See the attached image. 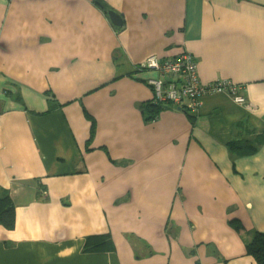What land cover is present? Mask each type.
Listing matches in <instances>:
<instances>
[{
	"label": "crops",
	"instance_id": "obj_1",
	"mask_svg": "<svg viewBox=\"0 0 264 264\" xmlns=\"http://www.w3.org/2000/svg\"><path fill=\"white\" fill-rule=\"evenodd\" d=\"M100 1L121 27L95 0H0V189L15 211L0 264H256L264 145L227 144L238 123L264 130V0ZM182 51L202 86L228 81L243 103L215 93L146 120V81L169 77L140 64Z\"/></svg>",
	"mask_w": 264,
	"mask_h": 264
},
{
	"label": "built area",
	"instance_id": "obj_2",
	"mask_svg": "<svg viewBox=\"0 0 264 264\" xmlns=\"http://www.w3.org/2000/svg\"><path fill=\"white\" fill-rule=\"evenodd\" d=\"M141 69L158 71L169 77L157 80H148L147 84L152 88L153 99L159 102L170 103L176 108L185 105L188 108L197 109L201 96L215 93H228L234 102L239 103L242 97L239 95L241 88L232 85L228 81H217L202 86L196 76V65L190 54L182 51L174 62L159 61L155 56H149L140 64Z\"/></svg>",
	"mask_w": 264,
	"mask_h": 264
},
{
	"label": "trees",
	"instance_id": "obj_3",
	"mask_svg": "<svg viewBox=\"0 0 264 264\" xmlns=\"http://www.w3.org/2000/svg\"><path fill=\"white\" fill-rule=\"evenodd\" d=\"M95 2L101 10H103L105 13L107 12L106 11L107 9H105L104 5L100 0H95ZM142 70H148L153 73H159L158 71L150 70V69H142ZM157 79L158 78H152V80H157ZM148 80L146 82H148ZM148 87L150 86L148 85ZM163 105H167L168 107L164 108ZM185 105H182L179 108L181 111L185 113L197 110L193 108H188ZM149 107L151 108L149 109V114H148L149 118H146V120H149V122H154L158 118V114L163 110L166 109L179 110L178 108H174V106L172 107L170 104H166V102H164L163 104V102H159V100L157 99H154V102L151 105H149ZM237 126L239 130L240 129L244 130L242 135L243 138L239 139L238 141H231L227 144V148L230 154L235 155L237 157L254 155L258 151V149L262 145H264V130L261 131L260 133H256L254 130H249L247 126L245 127L243 123H238ZM92 131H94L93 127H92ZM14 225H15L14 208L9 201L7 193L0 189V226L10 231L14 229ZM231 225L237 231L241 229V227L238 224H233L232 222ZM100 240L101 242L98 245H96V247H100L102 244L106 243L105 238L103 239L101 238ZM97 250H99V248H97ZM246 252L247 254L253 257L256 264H264V233H256L254 235V237L250 240V242L246 244Z\"/></svg>",
	"mask_w": 264,
	"mask_h": 264
},
{
	"label": "water",
	"instance_id": "obj_4",
	"mask_svg": "<svg viewBox=\"0 0 264 264\" xmlns=\"http://www.w3.org/2000/svg\"><path fill=\"white\" fill-rule=\"evenodd\" d=\"M107 17L110 21V23L114 26V27H121L122 26V21L121 18L118 14H116L115 12L109 10L107 11Z\"/></svg>",
	"mask_w": 264,
	"mask_h": 264
},
{
	"label": "rangeland",
	"instance_id": "obj_5",
	"mask_svg": "<svg viewBox=\"0 0 264 264\" xmlns=\"http://www.w3.org/2000/svg\"><path fill=\"white\" fill-rule=\"evenodd\" d=\"M239 95L242 97V91L239 93ZM243 97H242V100L239 102V103H243ZM179 109V108H178ZM180 110V109H179Z\"/></svg>",
	"mask_w": 264,
	"mask_h": 264
}]
</instances>
